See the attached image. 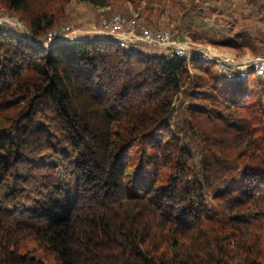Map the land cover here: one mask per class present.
Segmentation results:
<instances>
[{
	"label": "trees",
	"instance_id": "obj_1",
	"mask_svg": "<svg viewBox=\"0 0 264 264\" xmlns=\"http://www.w3.org/2000/svg\"><path fill=\"white\" fill-rule=\"evenodd\" d=\"M71 1L0 0L25 27L0 25V264H264V81L43 46Z\"/></svg>",
	"mask_w": 264,
	"mask_h": 264
},
{
	"label": "rangeland",
	"instance_id": "obj_2",
	"mask_svg": "<svg viewBox=\"0 0 264 264\" xmlns=\"http://www.w3.org/2000/svg\"><path fill=\"white\" fill-rule=\"evenodd\" d=\"M137 1L119 0L115 5L104 9L83 0H72L66 8V23L56 29L62 31L67 39H97L95 36L101 31L100 21L108 15L119 14L128 21L145 20L153 28L168 30L173 39L191 44L189 46L193 47L195 54L208 56V59L200 60L214 65L219 74H223L218 70L221 64L237 67L257 55L248 47L228 45L222 43V40L237 39L239 33L246 31L262 41L257 46L260 52L264 51V0ZM146 8L150 9L151 14ZM16 21L17 18L0 11V25L16 28L22 35L25 27L23 24L16 25ZM68 26V31L63 30ZM140 49L152 55H162L165 51L161 47L147 44H141ZM190 66L192 67V64ZM192 73L196 71L192 70ZM225 79L231 81L226 77ZM250 79L260 78L251 73ZM38 256L42 259V254ZM45 260L53 263L52 258Z\"/></svg>",
	"mask_w": 264,
	"mask_h": 264
},
{
	"label": "built area",
	"instance_id": "obj_3",
	"mask_svg": "<svg viewBox=\"0 0 264 264\" xmlns=\"http://www.w3.org/2000/svg\"><path fill=\"white\" fill-rule=\"evenodd\" d=\"M106 7L104 9H107ZM7 19L5 20V22ZM16 25L22 26L16 21ZM99 39L114 41L124 50H138L141 44L154 45L164 49V55L167 58L185 59L192 62L195 59H208V56L195 54L192 46L188 42H180L173 39L168 30H154L146 26L140 19L125 20L119 14H111L100 21ZM70 27L63 28L68 31ZM29 40L31 37L27 34ZM81 39H67L62 31L57 29L47 34L46 42L43 46L48 47L56 41L76 42ZM194 51V53H193ZM199 51V50H198ZM226 78L231 81L247 78L251 73H255L264 81V52L253 56L247 60L244 65L232 66L230 64H221L218 68Z\"/></svg>",
	"mask_w": 264,
	"mask_h": 264
},
{
	"label": "crops",
	"instance_id": "obj_4",
	"mask_svg": "<svg viewBox=\"0 0 264 264\" xmlns=\"http://www.w3.org/2000/svg\"><path fill=\"white\" fill-rule=\"evenodd\" d=\"M99 35H100V33H99ZM99 35L98 36H95L97 39H99Z\"/></svg>",
	"mask_w": 264,
	"mask_h": 264
}]
</instances>
